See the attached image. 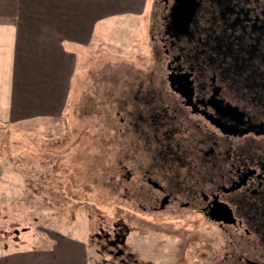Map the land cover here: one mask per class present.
I'll list each match as a JSON object with an SVG mask.
<instances>
[{"label":"rangeland","instance_id":"374dc122","mask_svg":"<svg viewBox=\"0 0 264 264\" xmlns=\"http://www.w3.org/2000/svg\"><path fill=\"white\" fill-rule=\"evenodd\" d=\"M154 4L96 37L61 116L0 122V264H210L218 252L211 225L152 209L126 139L153 76Z\"/></svg>","mask_w":264,"mask_h":264},{"label":"flooded vegetation","instance_id":"af4514ba","mask_svg":"<svg viewBox=\"0 0 264 264\" xmlns=\"http://www.w3.org/2000/svg\"><path fill=\"white\" fill-rule=\"evenodd\" d=\"M154 2L153 76L125 128L151 207L211 225L210 264H264V0Z\"/></svg>","mask_w":264,"mask_h":264},{"label":"crops","instance_id":"0c3cea01","mask_svg":"<svg viewBox=\"0 0 264 264\" xmlns=\"http://www.w3.org/2000/svg\"><path fill=\"white\" fill-rule=\"evenodd\" d=\"M153 1L0 0V122L61 116L96 37L143 20Z\"/></svg>","mask_w":264,"mask_h":264}]
</instances>
